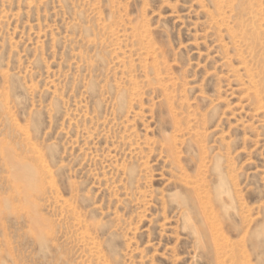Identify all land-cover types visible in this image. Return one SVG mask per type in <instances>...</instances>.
Listing matches in <instances>:
<instances>
[{
	"label": "rangeland",
	"instance_id": "374dc122",
	"mask_svg": "<svg viewBox=\"0 0 264 264\" xmlns=\"http://www.w3.org/2000/svg\"><path fill=\"white\" fill-rule=\"evenodd\" d=\"M0 264H264V0H0Z\"/></svg>",
	"mask_w": 264,
	"mask_h": 264
}]
</instances>
